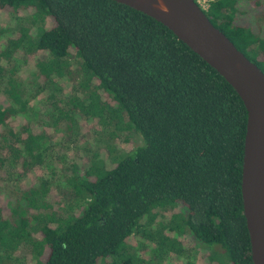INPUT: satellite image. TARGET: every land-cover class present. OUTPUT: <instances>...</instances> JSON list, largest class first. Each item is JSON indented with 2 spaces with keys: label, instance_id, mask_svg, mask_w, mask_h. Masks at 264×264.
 I'll return each mask as SVG.
<instances>
[{
  "label": "trees",
  "instance_id": "1",
  "mask_svg": "<svg viewBox=\"0 0 264 264\" xmlns=\"http://www.w3.org/2000/svg\"><path fill=\"white\" fill-rule=\"evenodd\" d=\"M0 12L11 20L0 29V264L26 246L33 264H144L130 245L139 234L180 264H199L194 249L206 264H252L241 198L247 115L234 89L164 25L113 0H0ZM204 13L264 73V0H210ZM249 13L250 25L239 22ZM33 53L46 54L36 68L48 82L78 60L142 140L108 164L93 156L82 174L74 167L71 210L41 224L33 209L47 207L48 182L33 186V171L45 162V134L27 115L43 89L17 92L14 59ZM93 97L84 113L101 108ZM7 163L18 188L4 176ZM177 204L184 212L167 230L188 234L192 251L161 229L142 230L157 209Z\"/></svg>",
  "mask_w": 264,
  "mask_h": 264
},
{
  "label": "rangeland",
  "instance_id": "2",
  "mask_svg": "<svg viewBox=\"0 0 264 264\" xmlns=\"http://www.w3.org/2000/svg\"><path fill=\"white\" fill-rule=\"evenodd\" d=\"M242 7L248 10L245 2L242 3ZM251 17L252 14L249 13L241 17L239 22L250 25ZM10 23L9 15L0 12V29L8 27ZM18 23L19 20L15 19V24ZM24 26L33 29L30 23H24ZM6 39L7 36L3 37L2 41ZM19 56L20 54L17 56L19 59L14 57L19 78L17 92L25 93L26 91L29 95L33 94L36 88L43 89L42 93L34 97L33 110L27 115L32 131L34 128L38 133L45 134L42 142L45 162L33 171V186L38 185L42 180L48 182V194L43 198L47 207L33 209L34 217L38 216L41 224L44 220L41 218L42 215L55 213L56 217H64L71 210L70 206L75 196L69 183V177L72 176L74 167H77L79 174H82L89 168L93 156H98L99 160L108 164L112 157L141 145L142 140L137 133L127 128V118L124 114L117 112L114 102L102 90H98L97 81L89 79L81 72L78 60L68 59L70 73L62 78L52 76L48 82L40 77L36 68L37 62L47 58L45 53ZM3 88L4 83L0 80V92ZM94 93L98 97L101 108L94 111V114L84 113L83 108L94 99ZM54 103L59 111L53 109ZM5 173V178L8 181L12 180V186L18 188L19 184L14 181L16 170L11 163L6 164ZM40 203L41 201H37L38 205ZM181 211L183 214L184 210L179 204L174 208L157 209L154 221L145 225L142 230L147 233L161 229L164 237L177 240L188 252L189 248L190 250L193 248L189 235L186 233L179 235L167 230L171 218L173 216L176 218L175 215L180 214ZM36 227L34 226L33 230L32 220L28 231L34 240L40 239ZM130 245L133 247L132 253L139 255V259L144 261V264H180L183 261L180 258L182 256H177L173 252L167 254L156 252L155 243L147 241L141 234L133 236ZM203 253L205 252L194 249L190 254L197 259L199 264H206L205 258L202 257L200 261L198 259ZM33 260V250L26 246L14 253L10 264H33Z\"/></svg>",
  "mask_w": 264,
  "mask_h": 264
},
{
  "label": "water",
  "instance_id": "3",
  "mask_svg": "<svg viewBox=\"0 0 264 264\" xmlns=\"http://www.w3.org/2000/svg\"><path fill=\"white\" fill-rule=\"evenodd\" d=\"M169 29L237 93L246 110L241 172L243 215L252 264H264V73L216 27L194 0H113Z\"/></svg>",
  "mask_w": 264,
  "mask_h": 264
},
{
  "label": "built area",
  "instance_id": "4",
  "mask_svg": "<svg viewBox=\"0 0 264 264\" xmlns=\"http://www.w3.org/2000/svg\"><path fill=\"white\" fill-rule=\"evenodd\" d=\"M198 7L204 12L209 6L210 0H194Z\"/></svg>",
  "mask_w": 264,
  "mask_h": 264
}]
</instances>
